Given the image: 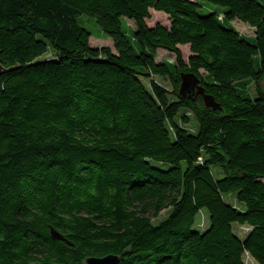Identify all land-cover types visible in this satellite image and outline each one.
I'll return each mask as SVG.
<instances>
[{
    "label": "trees",
    "instance_id": "1",
    "mask_svg": "<svg viewBox=\"0 0 264 264\" xmlns=\"http://www.w3.org/2000/svg\"><path fill=\"white\" fill-rule=\"evenodd\" d=\"M0 63V264H264V0H0Z\"/></svg>",
    "mask_w": 264,
    "mask_h": 264
},
{
    "label": "rangeland",
    "instance_id": "2",
    "mask_svg": "<svg viewBox=\"0 0 264 264\" xmlns=\"http://www.w3.org/2000/svg\"><path fill=\"white\" fill-rule=\"evenodd\" d=\"M261 1V0H260ZM221 7L212 5V4H208V3H204V6L199 8V13L200 14H207L211 11H221ZM78 21L79 23L86 28L88 31H90L92 33V36L90 37V45L92 47H102V46H110L112 47V40L108 37H106L102 31L100 30V28L95 24L94 19L86 16V15H80L78 17ZM148 26H153L156 23H160L163 24L165 26H169V19L168 16L165 15L163 12L161 11H155V10H150V19L146 20ZM127 23L131 26V28H133V23L131 21L127 20ZM231 25L242 35L246 36V37H253L254 36V30L253 28H251L250 26H248L247 24L243 23L242 21L239 20H233L231 22ZM128 35H130V31L128 30ZM179 49L182 53V57L184 61H187L188 58L190 57L191 53L189 51V47L187 45H180ZM54 57V54L50 51L48 52L45 56L41 57L40 59H51ZM155 60L157 62L163 61V60H174V55L166 52L164 50H158L157 51V55ZM154 79L160 83L161 85H163L166 89H168L169 91H171V83L168 79H162L160 77H154ZM147 82H145L146 84ZM187 115H189L190 119L187 123H183L181 120L179 121L180 124L182 126H184L185 128H187L188 130H190L191 132L195 131V120L193 118V116L190 113H187ZM152 165L160 168V169H167L169 167L168 164L165 163H159L156 161H151ZM226 199L230 202L232 201L231 197H226ZM168 210L165 209L163 211L160 212V214L158 215V217L153 218V222H157L158 220H161L162 218H164L167 215ZM206 223H207V217L206 215L203 213L201 214L200 217V223L198 224V226L200 228H205L206 227ZM235 231L239 234L242 235L245 233V231L247 230L246 227H240V226H235L234 227ZM250 260L246 258V264H250Z\"/></svg>",
    "mask_w": 264,
    "mask_h": 264
},
{
    "label": "water",
    "instance_id": "3",
    "mask_svg": "<svg viewBox=\"0 0 264 264\" xmlns=\"http://www.w3.org/2000/svg\"><path fill=\"white\" fill-rule=\"evenodd\" d=\"M7 69H5L0 63V76L5 73ZM199 80L193 73H182L181 74V83L179 86L178 94L182 97H189L201 95L206 107H210L212 109H216L219 105L214 101L212 96L206 94L204 89L198 84ZM50 236L52 239L64 241L67 244H70L68 240L64 238V236L54 229L52 226L50 227ZM85 264H117L118 256L116 255H106L102 257H87L84 261Z\"/></svg>",
    "mask_w": 264,
    "mask_h": 264
},
{
    "label": "crops",
    "instance_id": "4",
    "mask_svg": "<svg viewBox=\"0 0 264 264\" xmlns=\"http://www.w3.org/2000/svg\"><path fill=\"white\" fill-rule=\"evenodd\" d=\"M110 47V46H109ZM111 49H112V52L114 53V49H113V46L112 47H110ZM251 262H250V264H257V263H255L252 259H249Z\"/></svg>",
    "mask_w": 264,
    "mask_h": 264
},
{
    "label": "flooded vegetation",
    "instance_id": "5",
    "mask_svg": "<svg viewBox=\"0 0 264 264\" xmlns=\"http://www.w3.org/2000/svg\"><path fill=\"white\" fill-rule=\"evenodd\" d=\"M118 262H119V256H118ZM118 264V263H117Z\"/></svg>",
    "mask_w": 264,
    "mask_h": 264
}]
</instances>
